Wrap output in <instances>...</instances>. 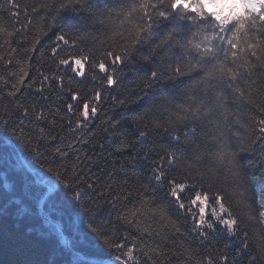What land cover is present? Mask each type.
<instances>
[{
  "label": "trees",
  "instance_id": "trees-1",
  "mask_svg": "<svg viewBox=\"0 0 264 264\" xmlns=\"http://www.w3.org/2000/svg\"><path fill=\"white\" fill-rule=\"evenodd\" d=\"M40 2L41 0H16L17 4L27 6L29 15L33 17V24L29 26L30 30L27 31L26 37L24 30L15 37L0 35V44L3 45L0 47V55L5 60H12L11 65L0 61V77L9 81L6 85L0 82V120L9 117L17 129V134L21 129L23 130L27 138L25 143L28 140L31 141V145L38 143L39 151L42 153L37 157L31 151V145L25 147L17 135H13L11 129L6 130L0 125V264H90L77 259L64 246L60 228L75 252L89 261L98 263L113 260L115 253L97 238L92 231L93 228L104 236L114 239L122 240L124 236H128V246L133 244L137 246L136 255L141 260V264H153V262L184 264L189 252L192 259L187 260V264H197V262L203 264L209 256L214 264H221L220 256L223 254L229 256L228 264H232L233 258H235V264H248L249 255L257 252V245L264 244V225L249 221L246 215L250 210L254 215L258 213V200L261 193H264V183L260 180V177L264 176V154L261 152L264 145L256 140L258 121L262 118V113L255 106L264 105V88L259 87L260 83H264V77H257L258 83L254 86L253 92L254 105L246 103L226 86L222 89L227 98L226 107L230 112L236 113L240 121L236 124L234 118L229 117V127L232 131L229 132L227 139L232 149L244 148V151L240 153L241 162L245 165L243 185H238L231 178L226 161L220 163L211 155L218 150V145L211 139L216 134V129L209 120L222 119L219 111L204 120L196 121L199 133L196 143L200 146L198 151H202L204 155L197 161L199 172L197 168L190 171L193 176L201 173L205 175L203 191L208 193L209 202L214 192H223L234 214L242 219L243 230L249 233V251L248 255L236 258L235 251L239 243L237 238L218 229L208 241L200 243L191 232L193 226L191 215L184 211H177L171 198L166 196V188L158 187L150 179L152 160L158 159L166 149L183 147L186 158L192 157V149L195 145L191 141L187 144L183 143L181 134V142L178 144L162 128L153 126V120H155L169 126L170 130L171 127L176 126L177 131L182 132L183 124L177 125L172 113L179 111L177 104L196 103L188 100L182 91L193 82L192 77H182L176 82L178 87L166 94L169 96V101L165 107L144 104L143 101L119 106V99L139 91L140 82L153 67L159 64V61L155 58L152 62L141 59V56L148 54V49L145 48L141 56L134 58L131 65L124 67L122 73H117L118 84L109 88L99 83V77L103 74L98 70H96L98 78L92 79L93 69L88 62H83L84 77L77 76L65 66L58 64L57 57L64 58L66 55L75 57L81 54V47L85 51L92 48L94 52L98 47L90 40L81 41L76 47L63 45L61 42L56 57L52 56L51 47L54 46L53 41L58 26L47 35L40 37L36 54L25 53L23 48L29 46L38 27L35 14L31 13V5ZM8 3L9 0H0V5L5 7ZM111 3L112 0H85V9L89 5L94 9L104 8ZM221 11L227 15L230 7L218 6L216 12ZM18 19L20 24L26 22L23 14ZM79 19L89 27V30L96 31V34L100 35L98 30L102 26L92 25V18L88 11L82 10ZM14 23V18L8 11L0 12V26L11 31ZM111 27L115 25L110 23L109 28ZM108 30L105 29V31ZM153 31L155 34L153 42H156L162 38L166 27L154 28ZM21 39L24 40L23 44L20 43ZM5 41H11V47L17 49L15 53ZM173 51L179 55V49ZM40 52H43L42 57L39 55ZM29 55L30 62L26 60V56ZM21 68L28 71V76L23 85L18 87L21 93L26 95L9 97L7 92L12 90V84L17 83ZM12 72H16L17 76L11 75ZM41 72L50 77L48 81H44L42 94L35 90L40 86ZM52 76L64 77L63 91L58 82L51 79ZM33 81H35L34 86L28 88L27 85ZM241 87L247 94L248 85L241 82ZM69 89L71 92L79 93V99L71 100ZM96 90L101 92L99 111L96 116L85 121L86 126L83 129L69 131L66 120L72 118L75 121L82 103L90 102ZM194 95L199 99L203 94L197 90ZM147 99L148 97H145V100ZM17 101L20 107L35 106L42 110L46 117L55 119L57 125L52 127L47 120L36 122L32 120L31 113L28 120L20 124V111L16 108ZM68 103L73 104V113L67 112ZM170 116L172 125L168 123ZM61 117H64V120H61ZM114 120H119L116 129L110 127V123ZM186 123H191V119ZM40 127L45 128L43 138L39 133ZM141 130L148 131L149 136L143 143L138 144V133ZM51 136H56L57 139L53 141ZM85 139L89 142L83 143ZM109 140L112 141L111 144L108 143ZM78 141L80 142L77 143ZM69 143L75 144L78 151L69 150L70 155L66 161H61L59 157H55L54 160L53 149L59 147L61 150H67ZM122 143H127L131 147L122 152L117 151V147ZM100 144L104 145L103 149L98 147ZM85 154L89 159H85ZM146 154L149 156L147 161L143 159ZM77 155L83 161L80 165L84 169L81 180L90 178L96 181V188L93 190L87 189L86 185H80L85 189L81 201L73 200V191L58 185L51 173L47 171L51 167L67 178L70 176L71 165L76 161ZM133 159H135L134 166L130 163ZM61 163L68 168V172H64V169L59 167ZM24 164L33 171V174ZM181 164L182 162L171 169L170 175L177 179L186 175L182 171ZM213 170L215 175L210 180L207 179ZM56 184L58 189L48 196L49 188H55ZM144 185L148 187L147 191L142 187ZM101 191L104 196H100ZM129 191L132 193L131 197L124 200V195ZM241 191L244 192L243 197L240 196ZM117 195L121 199L116 201V207L113 208L111 200ZM241 200L244 203H241ZM245 205H250V208ZM156 206H162L167 210L168 215L179 225L183 234L175 232L172 224L162 219L158 213L152 215L149 209H155ZM140 208H143V211L138 214L133 224L117 219L118 215H123L129 209ZM193 211L196 209L193 208ZM226 245L228 247H225Z\"/></svg>",
  "mask_w": 264,
  "mask_h": 264
},
{
  "label": "snow or ice",
  "instance_id": "snow-or-ice-1",
  "mask_svg": "<svg viewBox=\"0 0 264 264\" xmlns=\"http://www.w3.org/2000/svg\"><path fill=\"white\" fill-rule=\"evenodd\" d=\"M210 4L230 7V11L227 15H224L223 11L208 12L207 7ZM82 10L89 12L92 25L102 26L98 30L99 36L96 31L89 30V27L79 19ZM2 11H8L15 23L11 31L0 26V35L15 37L24 30L26 37L27 31L30 30L29 26L33 24V17L29 15L28 7L17 4L16 0H9L7 7L0 5V12ZM31 13L35 14L38 27L29 46L23 48L25 53L36 54V46L40 44V37L47 35L49 31L58 26L53 41L54 46L51 47L54 57L57 55L61 42L63 45L76 47L81 41L90 40L94 45H98L95 52L92 48L85 51L81 47L79 56L57 57L58 64L65 66L75 75L84 77L83 62H88L93 69L92 79L98 78L96 74V70H98L103 74L102 77H99V83L109 88L118 84L117 73H122L124 67L131 65L134 58L141 56L145 48L148 49V54L141 56V59L152 62L155 58L159 64L142 79L137 93L118 100L119 106L143 101L144 104L165 107L169 101V96L166 94L178 87L176 82L180 81L182 77H192L193 82L182 91L188 100L196 103L177 104L176 107L179 111L172 113V116H175L176 124H183L182 132L177 131L176 126L171 127L170 130L169 126L153 120L155 128H162L178 144L181 142V134L183 143L187 144L191 141L195 145L192 149V157L191 159L186 158L183 147L166 149L158 159L152 160L150 179L158 187L166 188V196L171 198L177 211H184L191 215L193 220L191 232L195 234L200 243L208 241L219 229L239 241L235 251L236 258L248 255L249 233L243 230V221L234 214L226 201L225 194L216 191L209 202L208 193L203 191L205 175L201 173L198 176H193L190 170L197 168V172H199L197 161L201 160L204 155L202 151H198L200 146L196 143V137L199 134L196 121L204 120L219 111L222 119L209 120V123L213 124L216 129V134L211 139L218 145V150L211 155L220 163L227 162V170L238 185L245 183V165L240 158V153L244 151V148L232 149L227 139L229 132L232 131L229 127V117H233L236 124H239L240 121L236 113L230 112L226 107L227 98L222 89L226 86L244 99L246 103L255 104L254 86L258 83V76L264 77V0H112L111 4L99 9H94L91 5L85 9V0H41L39 4L31 5ZM21 14L24 15L26 21L23 24H20L18 19ZM110 23L115 27L109 28ZM161 26H165L166 31L162 38L153 42L155 35L153 29ZM106 28L109 30L105 31ZM5 43L9 44L13 53L16 52L17 49L11 47V41H5ZM20 43L23 44L24 40L21 39ZM2 46L0 44V47ZM174 49L180 50L179 55L173 51ZM39 55L42 57L43 52H40ZM26 60L30 62L31 56H26ZM0 61H4L6 65L12 64L11 59L5 60L2 55H0ZM17 63L19 64L20 61L18 60ZM230 64L233 66H229ZM11 75L17 76V73L12 72ZM27 76L28 71L21 68L17 83L12 84V90L7 92L9 97L26 95V93H21L18 85H23ZM40 76L42 77L40 86L35 90L42 94L44 81H48L50 77L42 72ZM51 79L58 82L61 91L64 90L63 76H52ZM0 82L5 85L9 83L3 77H0ZM241 82L248 85L247 94L241 87ZM34 84L35 81L29 83L27 87L32 88ZM259 87L264 88V83H260ZM197 90L203 94L199 99L194 95ZM69 92L71 100L79 99V93L71 92L70 89ZM145 97L148 99L145 100ZM42 98L47 99V97ZM100 101L101 92L96 90L90 102L82 103L75 121L72 118L66 120L69 131L83 129L86 126L84 122L96 116ZM255 106L262 113V118L258 121L256 140L264 145V105ZM16 108L20 111V124H24L31 113L32 120L36 122L47 120L52 127L57 125L55 119H49L42 110L35 106L32 108L20 107L19 101H17ZM66 109L68 113H73V104L68 103ZM190 119L191 123H186ZM61 120H64V117H61ZM168 123L169 125L173 124L171 116ZM118 124L119 120H114L110 123V127L116 129ZM0 125L6 130L11 129L13 135H17L25 147L31 145L30 140L25 143L27 138L22 129L17 134V129L9 117L0 120ZM39 133L43 138L45 128L40 127ZM233 134L238 135L237 133ZM148 136V131L141 130L138 133L137 143H143ZM56 139V136H51V140ZM88 142L86 139L83 141V143ZM108 143L111 144L112 141L109 140ZM39 147L38 143L31 145V151L37 157L42 155ZM98 147L103 149L104 145L100 144ZM129 147L131 145L122 143L117 147V151L122 152ZM69 150L78 151L73 143L68 144L67 150H61L59 147L54 148V160L55 157H59L61 161H66L70 155ZM261 152L264 154V147L261 148ZM85 159H89L87 154H85ZM143 159L147 161L149 156L146 154ZM180 162H182V171L186 175L177 179L170 175V170ZM82 163L83 161L77 155L76 161L71 165L70 176L67 178L58 170H53L51 167L47 169L58 185H63L65 189L73 191L72 199L75 201H81L85 192L84 187L80 185H86L89 190L96 188L95 180L90 178L81 180L84 172V169L80 167ZM130 163L134 166L135 159ZM59 167L63 168L64 172L69 171L68 168H65L64 163H61ZM213 175H215L214 170L207 176V179L210 180ZM260 180L264 183V176H261ZM108 187L110 190V185ZM142 187L145 191L148 190L146 185ZM131 195L132 193L129 191L123 199L128 200ZM100 196H104L102 191ZM240 196H244L243 191L240 192ZM120 199L119 195L115 196L111 200V206L115 208L116 201ZM240 202L244 203L243 200ZM258 205V213L254 215L250 210L246 213L247 219L264 225V193H261ZM245 206L250 208V205ZM193 208L196 211H193ZM142 211L143 208L129 209L123 215H118L117 219L127 224H133ZM149 211L152 215L158 213L162 219H166L172 224L175 232L183 234L179 225L171 219L167 210L162 206H156L155 209L150 208ZM92 231L109 250L115 253L112 257L115 264H141V260L136 255L137 246L135 244L128 246V236L119 240L104 236L96 228H93ZM191 259L192 256L189 252L187 260ZM187 260L184 264H187ZM220 261L221 264H228L229 256L221 255ZM197 264H201V262H197ZM203 264H214V262L209 256L206 257ZM232 264H235V258H233ZM248 264H264V244L257 245V252L249 255Z\"/></svg>",
  "mask_w": 264,
  "mask_h": 264
},
{
  "label": "water",
  "instance_id": "water-1",
  "mask_svg": "<svg viewBox=\"0 0 264 264\" xmlns=\"http://www.w3.org/2000/svg\"><path fill=\"white\" fill-rule=\"evenodd\" d=\"M26 166V165H25ZM27 167V166H26ZM28 168V167H27ZM30 171V170H29ZM32 173V172H31ZM33 174V173H32ZM58 188V185H57V187L54 189V190H56ZM54 190H50V192H52V191H54ZM64 239H65V242H66V246L70 249L71 247H70V244H69V242L67 241V239L64 237ZM74 253V252H73ZM79 259H81V260H84V258L82 257V256H80V255H77V254H75ZM112 263V261H110V260H108V261H106V262H104V263H101V264H111Z\"/></svg>",
  "mask_w": 264,
  "mask_h": 264
},
{
  "label": "rangeland",
  "instance_id": "rangeland-1",
  "mask_svg": "<svg viewBox=\"0 0 264 264\" xmlns=\"http://www.w3.org/2000/svg\"><path fill=\"white\" fill-rule=\"evenodd\" d=\"M207 10H209L210 12H212L213 11L212 5H208Z\"/></svg>",
  "mask_w": 264,
  "mask_h": 264
}]
</instances>
